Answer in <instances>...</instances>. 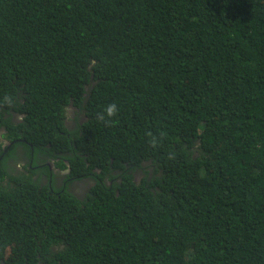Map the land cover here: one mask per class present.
Masks as SVG:
<instances>
[{"label": "trees", "instance_id": "trees-1", "mask_svg": "<svg viewBox=\"0 0 264 264\" xmlns=\"http://www.w3.org/2000/svg\"><path fill=\"white\" fill-rule=\"evenodd\" d=\"M0 129V264H264V0H0Z\"/></svg>", "mask_w": 264, "mask_h": 264}, {"label": "clouds", "instance_id": "clouds-1", "mask_svg": "<svg viewBox=\"0 0 264 264\" xmlns=\"http://www.w3.org/2000/svg\"><path fill=\"white\" fill-rule=\"evenodd\" d=\"M2 103L4 105H7V106L11 107L15 103V98L13 96H11V95H5L3 97ZM72 110H74V109H70V111H72ZM118 111H119V109H118V107H117V105L115 103L109 104V105H107L104 108L103 112L100 113L97 116V119L99 121L103 122L105 125H112V124H114L116 122L114 120V117L117 116ZM70 121H71V116H70V118L68 117L67 124H66V125H69V127L71 125ZM147 135L150 137V139H149L150 146L155 148L159 144L160 139L163 136V133H161L160 137L154 136L151 132L147 133ZM0 138L5 140V141H7V142H9V146H8L9 148L12 147L14 144H16L15 142H19L20 141L19 139L16 140V141L15 140H8L7 137H6V133H5L4 129H2V131H1ZM2 149L6 150L7 146L5 148L3 147ZM21 149H22V146H21ZM172 158H173V156L170 155L169 159H172ZM46 162H50L51 167L52 168H58L59 172H62V174H64L65 172H70L72 176L76 174V173L72 174L70 167L62 168L60 166H57L55 164V162H54V159L48 158V160ZM142 165H143L142 169L149 168V174L148 175H145L144 171L142 169H140V168H134V167L132 168V167H129V166H125L127 171H130L131 168H132V171H130V172H132L134 174L135 183H137V184H139L143 180H145L147 182V180H149V179H151L153 177V174H152L153 166L151 165V163L150 162H147V163L143 162ZM44 168H47V166L44 165ZM52 183H53V181H52ZM39 184L43 185V183H41V182ZM65 190L68 193L72 194L74 197H79V196L83 197V194H78V188H76L74 190H71L69 187H66Z\"/></svg>", "mask_w": 264, "mask_h": 264}, {"label": "flooded vegetation", "instance_id": "flooded-vegetation-1", "mask_svg": "<svg viewBox=\"0 0 264 264\" xmlns=\"http://www.w3.org/2000/svg\"><path fill=\"white\" fill-rule=\"evenodd\" d=\"M70 123H71L72 128L74 126H77L76 119H74L73 115L71 116ZM1 131H2V129H0V134H1ZM0 140L2 141V142L0 141L1 148L7 146V149H8L9 148L8 147L9 142H7L1 138H0ZM14 151H15L14 157L8 160V165L10 167L14 166L15 168H19V167H17V165H19L21 163V165L24 167L25 159L23 157V149H21V147H17L14 149ZM38 156L46 157L44 155H38ZM47 158L48 157H46V159ZM28 163H30V162H28ZM44 165L47 166L48 174H43L42 171H40L38 169L40 167L44 168ZM35 171L37 172V174L33 178L34 181H40L43 184L48 183L49 185H52V181L54 179V176H56V181H57L56 186H59L62 188L69 187L71 190L78 188V194H84L86 192L88 186L89 187L91 185L93 186V182L91 180H89V177H87V175H85L84 173L75 174L73 176L71 175L70 172H65L64 174H62V172H59L58 168H52L50 162H44L42 165H40V166L37 165V167L32 168V172H35ZM77 176L79 177V179L76 178Z\"/></svg>", "mask_w": 264, "mask_h": 264}]
</instances>
